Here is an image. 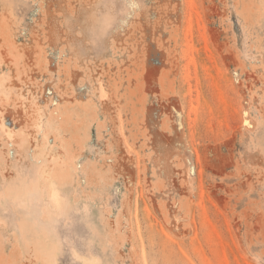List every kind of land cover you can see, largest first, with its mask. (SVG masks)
Returning <instances> with one entry per match:
<instances>
[{
	"label": "rangeland",
	"instance_id": "rangeland-1",
	"mask_svg": "<svg viewBox=\"0 0 264 264\" xmlns=\"http://www.w3.org/2000/svg\"><path fill=\"white\" fill-rule=\"evenodd\" d=\"M44 254L264 264V0H0V264Z\"/></svg>",
	"mask_w": 264,
	"mask_h": 264
},
{
	"label": "bare ground",
	"instance_id": "bare-ground-1",
	"mask_svg": "<svg viewBox=\"0 0 264 264\" xmlns=\"http://www.w3.org/2000/svg\"><path fill=\"white\" fill-rule=\"evenodd\" d=\"M44 213H46V211H45V210H44ZM44 256H45V258H44V261H46V260H47V262H48L47 264H50V263H49V260L47 259V255H46V254H44ZM51 263H52V264H54V262H51Z\"/></svg>",
	"mask_w": 264,
	"mask_h": 264
},
{
	"label": "snow or ice",
	"instance_id": "snow-or-ice-1",
	"mask_svg": "<svg viewBox=\"0 0 264 264\" xmlns=\"http://www.w3.org/2000/svg\"><path fill=\"white\" fill-rule=\"evenodd\" d=\"M246 115H247V114L245 113V114H244L245 118H246Z\"/></svg>",
	"mask_w": 264,
	"mask_h": 264
}]
</instances>
